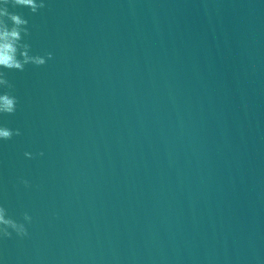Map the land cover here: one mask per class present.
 Wrapping results in <instances>:
<instances>
[{
	"label": "water",
	"instance_id": "water-1",
	"mask_svg": "<svg viewBox=\"0 0 264 264\" xmlns=\"http://www.w3.org/2000/svg\"><path fill=\"white\" fill-rule=\"evenodd\" d=\"M9 10L52 56L6 70L5 264H264V0Z\"/></svg>",
	"mask_w": 264,
	"mask_h": 264
},
{
	"label": "clouds",
	"instance_id": "clouds-1",
	"mask_svg": "<svg viewBox=\"0 0 264 264\" xmlns=\"http://www.w3.org/2000/svg\"><path fill=\"white\" fill-rule=\"evenodd\" d=\"M24 6L35 13L45 7V0H0V118L4 115L14 114L17 110V97L10 91L13 85L8 79L6 70L23 71L26 65H44L51 58V52L43 54L34 53L27 42L29 29L28 20L19 13L10 11V7ZM21 130L12 128L0 122V142L19 136ZM25 158L32 159L33 153L24 151ZM18 182L25 187L29 181L18 177ZM32 222V216L28 212L22 213V219H16L9 214L8 208L0 202V239L10 237L15 233L18 237H27L28 225ZM0 264H5L0 257Z\"/></svg>",
	"mask_w": 264,
	"mask_h": 264
}]
</instances>
